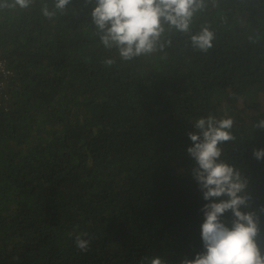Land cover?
<instances>
[{"label":"trees","instance_id":"trees-1","mask_svg":"<svg viewBox=\"0 0 264 264\" xmlns=\"http://www.w3.org/2000/svg\"><path fill=\"white\" fill-rule=\"evenodd\" d=\"M205 3L189 33L166 29L162 50L129 62L100 44L94 3L72 0L52 19L41 8L54 0L0 7V60L11 72L0 96V264L193 259L208 201L186 150L209 113L235 121L221 159L248 180L241 211L257 214L264 254V159L253 157L264 149L253 128L264 120V0ZM205 25L215 40L200 53L189 37ZM81 232L92 238L84 253Z\"/></svg>","mask_w":264,"mask_h":264},{"label":"clouds","instance_id":"clouds-1","mask_svg":"<svg viewBox=\"0 0 264 264\" xmlns=\"http://www.w3.org/2000/svg\"><path fill=\"white\" fill-rule=\"evenodd\" d=\"M33 2L13 0L0 7L28 9ZM71 3L72 0H54L52 9L44 4L41 13L52 19L58 12L64 14ZM85 3H94L90 17L100 44L106 50L115 49L117 58L124 62L162 50L165 45L160 41L166 29L189 33L193 17L206 8L205 0H85ZM189 39L194 51L207 53L213 47L215 33L205 25ZM103 64L111 68L116 59L105 58ZM234 124L232 117L217 118L209 113L196 119L195 132L188 133L192 146L186 151L196 163L192 176L208 203L201 209L203 251L193 259H183L181 264H264L259 218L252 211H241L251 199L247 193L248 180L238 168L221 159V145L236 140L232 132ZM253 128L264 130V120L254 123ZM253 157L257 161L264 159V149L254 150ZM260 211L264 212V207ZM228 212L232 217L230 227L223 219ZM91 240L87 232L78 233L75 246L80 252H87ZM145 259L149 264H166L160 257Z\"/></svg>","mask_w":264,"mask_h":264},{"label":"built area","instance_id":"built-area-1","mask_svg":"<svg viewBox=\"0 0 264 264\" xmlns=\"http://www.w3.org/2000/svg\"><path fill=\"white\" fill-rule=\"evenodd\" d=\"M10 74L11 72L6 68L4 62L0 60V96L3 94L6 80L8 79Z\"/></svg>","mask_w":264,"mask_h":264}]
</instances>
